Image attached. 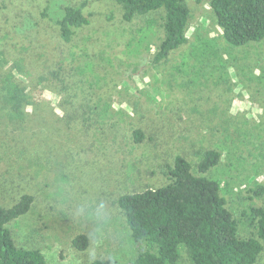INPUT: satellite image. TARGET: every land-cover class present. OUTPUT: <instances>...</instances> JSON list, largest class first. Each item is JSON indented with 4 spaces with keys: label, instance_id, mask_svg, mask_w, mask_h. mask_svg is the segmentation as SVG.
I'll list each match as a JSON object with an SVG mask.
<instances>
[{
    "label": "rangeland",
    "instance_id": "374dc122",
    "mask_svg": "<svg viewBox=\"0 0 264 264\" xmlns=\"http://www.w3.org/2000/svg\"><path fill=\"white\" fill-rule=\"evenodd\" d=\"M82 1L90 23L64 43L48 17ZM190 4L188 41L153 65L159 13L125 22L114 0H0V76L12 69L29 83L61 64L73 87L66 101L46 81L32 86L37 105L18 119L0 92V205L34 197L9 224L18 246L42 250L49 264H133L148 247L133 239L118 198L168 183L177 154L199 173L206 149L221 152L205 174L221 181L240 234L255 231L246 217L264 204V39L231 45L209 2ZM81 234L85 249L74 244ZM177 264H192L185 249Z\"/></svg>",
    "mask_w": 264,
    "mask_h": 264
},
{
    "label": "trees",
    "instance_id": "16d2710c",
    "mask_svg": "<svg viewBox=\"0 0 264 264\" xmlns=\"http://www.w3.org/2000/svg\"><path fill=\"white\" fill-rule=\"evenodd\" d=\"M121 8L123 21L131 22L138 16L161 14L159 26L163 31L160 43L150 58V64L165 63L172 52L188 41L187 28L192 16L190 0H114ZM208 1L226 41L234 46L246 45L264 39V0H196ZM87 1L62 6L60 17H48L58 30L64 43L73 40L79 30L90 23L85 13ZM18 71L21 66L15 64ZM48 72H38L29 83L17 77L12 69L0 76V92L4 108L11 119L23 118L32 99L33 87L46 81L44 88L63 94L69 101L73 97L69 76L61 64ZM43 88V87H42ZM135 142H142L141 128L132 132ZM221 152L206 149L200 153L199 173L193 171L188 158L177 154L168 167L169 182L156 187L122 194L118 205L124 212L135 241L145 242L148 249L139 254L133 264H177L182 249L192 264H257L264 252V204L251 206L246 220L255 231L242 236L238 222L226 206L221 181L207 176L219 164ZM31 194H23L11 206L0 205V264H49L40 249L18 246L9 224L26 214L33 204ZM74 244L85 249L88 237L74 239ZM91 264H111L97 259Z\"/></svg>",
    "mask_w": 264,
    "mask_h": 264
}]
</instances>
